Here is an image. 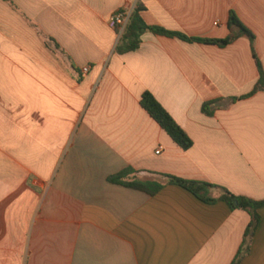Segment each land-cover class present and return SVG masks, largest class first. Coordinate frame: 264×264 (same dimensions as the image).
Returning a JSON list of instances; mask_svg holds the SVG:
<instances>
[{
  "label": "crops",
  "instance_id": "1",
  "mask_svg": "<svg viewBox=\"0 0 264 264\" xmlns=\"http://www.w3.org/2000/svg\"><path fill=\"white\" fill-rule=\"evenodd\" d=\"M139 8L150 27L209 41L239 34L234 13L254 41L147 33L120 55L110 18ZM255 56L264 71V0H0V264H233L249 213L164 176L264 201ZM146 92L191 150L142 108ZM127 170L161 190L109 181ZM260 217L240 264H264Z\"/></svg>",
  "mask_w": 264,
  "mask_h": 264
},
{
  "label": "trees",
  "instance_id": "2",
  "mask_svg": "<svg viewBox=\"0 0 264 264\" xmlns=\"http://www.w3.org/2000/svg\"><path fill=\"white\" fill-rule=\"evenodd\" d=\"M142 9H137L134 13L131 14L130 21L121 35L120 43L117 48V52L120 55L128 54L139 50L142 44V38L147 33H152L158 36L169 37V38H179L181 40L190 42V43H204V44H215L219 46H227L232 43L238 36L247 35L251 38L252 43L254 41V36L244 28V26L240 23L238 18L234 13H231L229 25L230 28H238L239 34L231 35L227 40L223 41H209V40H201V39H190L181 34L168 32L161 28L150 27L143 21L141 17ZM257 61L260 80L256 91L263 90L264 91V71L261 66V63L255 56ZM142 108L159 124V126L169 135V137L175 142L177 146H179L183 151L187 152L192 149L194 143L191 138L187 135L185 131L174 121V119L170 116V114L161 106V104L154 98L153 95L146 92L142 96L141 100ZM214 103L205 104L203 107V112L208 116L213 114L211 107ZM134 172L131 170H127L122 172L119 175L110 178L111 183L120 184L130 189L138 190L141 192L148 193L150 195H154L161 190V185L142 183L139 181L126 182L131 174ZM169 180V182L173 185H177L199 200L205 203H216L219 201L225 202L228 207L232 210H240L249 213L251 216V222L246 229L243 246L239 251L237 258L233 262V264H240L244 259L245 255H247L249 251V247L257 228L260 223V211L264 209V201H255L245 197L236 196L230 193L228 190L224 188H220L217 186H212L202 182H194L182 180L179 178H175L172 176H164ZM214 189L221 191V197L219 199H213L210 197V192Z\"/></svg>",
  "mask_w": 264,
  "mask_h": 264
},
{
  "label": "built area",
  "instance_id": "3",
  "mask_svg": "<svg viewBox=\"0 0 264 264\" xmlns=\"http://www.w3.org/2000/svg\"><path fill=\"white\" fill-rule=\"evenodd\" d=\"M130 17L131 14H129L128 12L120 11L110 18V26L122 35L130 21ZM88 71L89 68L84 69L85 73H87Z\"/></svg>",
  "mask_w": 264,
  "mask_h": 264
}]
</instances>
